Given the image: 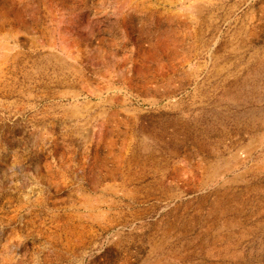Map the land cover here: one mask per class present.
<instances>
[{"label": "rangeland", "instance_id": "rangeland-1", "mask_svg": "<svg viewBox=\"0 0 264 264\" xmlns=\"http://www.w3.org/2000/svg\"><path fill=\"white\" fill-rule=\"evenodd\" d=\"M0 264H264V0H0Z\"/></svg>", "mask_w": 264, "mask_h": 264}]
</instances>
